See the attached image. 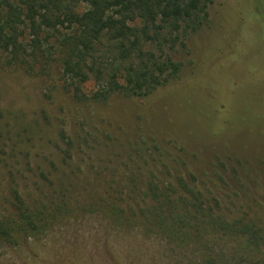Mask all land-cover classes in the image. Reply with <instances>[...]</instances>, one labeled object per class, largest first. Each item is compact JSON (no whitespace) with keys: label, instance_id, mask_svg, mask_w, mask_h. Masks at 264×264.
Masks as SVG:
<instances>
[{"label":"rangeland","instance_id":"obj_1","mask_svg":"<svg viewBox=\"0 0 264 264\" xmlns=\"http://www.w3.org/2000/svg\"><path fill=\"white\" fill-rule=\"evenodd\" d=\"M213 29L177 51L183 76L193 72ZM256 77L244 88L258 97L228 98L219 92L228 84L217 87L214 81L203 90L206 100L196 96L205 104L174 113L178 122L191 121L199 142L177 137L162 112H146L121 93L95 102L97 85L90 81L79 100L55 68L36 77L4 66L0 56V213L5 219L16 213V191L47 224L17 243L0 240V264H168L169 246L139 226L140 210L151 200L148 183L165 191L169 184L178 187L181 177L206 201L217 202V213L264 230V115L250 112L264 107L262 74ZM162 99L177 109L184 102L175 93ZM204 114L197 123L195 117ZM251 129L257 137L239 133Z\"/></svg>","mask_w":264,"mask_h":264},{"label":"trees","instance_id":"obj_2","mask_svg":"<svg viewBox=\"0 0 264 264\" xmlns=\"http://www.w3.org/2000/svg\"><path fill=\"white\" fill-rule=\"evenodd\" d=\"M212 27L215 37L203 42L193 72L183 76L177 51ZM0 56L4 66L36 77L55 68L79 100L90 81L97 85L95 102L121 93L146 112H162L177 137L200 142L191 121L178 122L174 113L205 104L203 90L214 81L217 87L228 84L219 90L228 98L258 97L245 92L244 83H257L258 74L264 81V66L258 64L264 63V0H0ZM165 93L183 95L184 102L178 109L165 105ZM201 93L204 99H197ZM250 112L261 119L264 107ZM203 117L196 116V122ZM255 132L239 133L254 138ZM148 193L152 197L140 210L139 226L162 236L171 251L168 264H264V230L251 220L217 213L218 203L206 201L182 177L178 187L169 184L165 191L150 182ZM13 200L16 213L7 219L0 213V240L11 244L47 226L16 191Z\"/></svg>","mask_w":264,"mask_h":264}]
</instances>
